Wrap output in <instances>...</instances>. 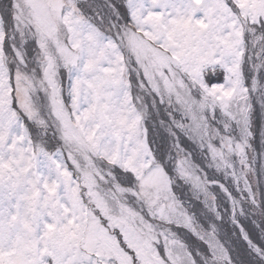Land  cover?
<instances>
[{
    "label": "snow or ice",
    "instance_id": "obj_1",
    "mask_svg": "<svg viewBox=\"0 0 264 264\" xmlns=\"http://www.w3.org/2000/svg\"><path fill=\"white\" fill-rule=\"evenodd\" d=\"M0 264H264V0H0Z\"/></svg>",
    "mask_w": 264,
    "mask_h": 264
}]
</instances>
